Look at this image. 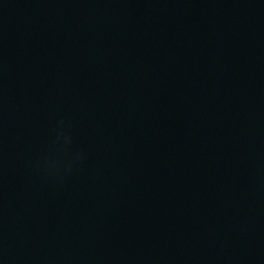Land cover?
I'll list each match as a JSON object with an SVG mask.
<instances>
[{"label":"water","instance_id":"1","mask_svg":"<svg viewBox=\"0 0 264 264\" xmlns=\"http://www.w3.org/2000/svg\"><path fill=\"white\" fill-rule=\"evenodd\" d=\"M0 264H264V0H0Z\"/></svg>","mask_w":264,"mask_h":264}]
</instances>
